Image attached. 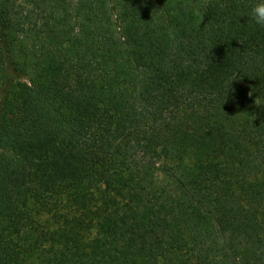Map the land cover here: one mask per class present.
<instances>
[{
	"label": "trees",
	"instance_id": "obj_1",
	"mask_svg": "<svg viewBox=\"0 0 264 264\" xmlns=\"http://www.w3.org/2000/svg\"><path fill=\"white\" fill-rule=\"evenodd\" d=\"M255 0H0V264H264Z\"/></svg>",
	"mask_w": 264,
	"mask_h": 264
},
{
	"label": "clouds",
	"instance_id": "obj_2",
	"mask_svg": "<svg viewBox=\"0 0 264 264\" xmlns=\"http://www.w3.org/2000/svg\"><path fill=\"white\" fill-rule=\"evenodd\" d=\"M249 18L255 25L264 28V0H255L251 6Z\"/></svg>",
	"mask_w": 264,
	"mask_h": 264
}]
</instances>
